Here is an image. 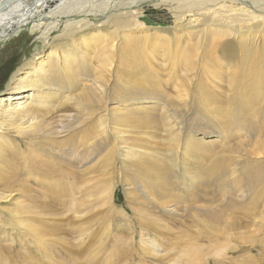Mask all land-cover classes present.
Masks as SVG:
<instances>
[{
    "label": "rangeland",
    "instance_id": "1",
    "mask_svg": "<svg viewBox=\"0 0 264 264\" xmlns=\"http://www.w3.org/2000/svg\"><path fill=\"white\" fill-rule=\"evenodd\" d=\"M42 13L39 29L0 40V92L31 58H71L42 89L59 106L42 109V131L58 140L42 149L70 161L42 163V180L58 181L65 205H43L32 179L26 199L17 185L0 189L12 198L0 207L42 208L33 223L41 238L47 229L44 245L1 240L0 264H89L78 233L100 244L93 230L105 218L103 242L118 240L120 255L98 254V264H264V0H54ZM65 95L78 109H60Z\"/></svg>",
    "mask_w": 264,
    "mask_h": 264
},
{
    "label": "bare ground",
    "instance_id": "2",
    "mask_svg": "<svg viewBox=\"0 0 264 264\" xmlns=\"http://www.w3.org/2000/svg\"><path fill=\"white\" fill-rule=\"evenodd\" d=\"M50 1H54V0H0V40L6 39L10 37L11 35H16L20 31V29L30 24H32L31 30L35 31L39 29L40 24L42 22V14H43L42 12L44 11L45 6ZM49 13H50V16L48 15ZM58 13L59 11L51 10L46 15L47 17H53V16H56ZM66 33H64L65 36L67 35ZM64 34L62 36H64ZM56 52L57 51L55 49H52L48 52L47 54L48 61L51 63L48 66L45 65V67L42 64V62H34L35 59L33 58L23 62L20 65V67L17 68L18 70L15 69L17 70L19 74L16 73L15 71L14 73L12 72L9 82L6 83L4 90L0 92V189L5 190V191L11 190L12 186L17 185L18 191L26 199L27 198V193L25 190L26 183L30 179H32L34 182L39 184L42 188V198L44 200L43 205H46L48 200H51L59 204L60 206L64 207L65 201L60 198V195H58L60 194V191H61L59 188L60 184L57 183L58 181L56 182L55 179H52L54 180L53 182H51V179H49L50 180L49 182H46V180H42V177L43 179H45L46 176L47 178L49 176L47 174L49 173V171L42 170V163H70V161L64 158H63L64 160H61L62 159L61 156L58 157L56 154L52 153L49 150L45 151L44 150L45 148L42 149L43 146L46 144L52 145V144L58 143V140L56 138H54L50 134H46V130L42 131V122H44L43 116H42V111H43L42 109L47 108L49 109V111H53L52 109L56 106L54 110L58 111L57 108L59 107L58 105H55V106L51 104L49 105V103L45 102V98L48 95L42 92V89H44L46 86H49L50 83L52 82L50 79H48V76L50 75V71L53 70V72L55 71V72H58L59 74L60 73L62 74L63 71L67 69L68 67L67 65L71 63V58L67 56V54H66V59H63V60L60 59L59 62L55 61V59H53V56L56 54ZM62 52H65V51H62ZM108 62H109L108 59L102 60V63L104 65L107 64ZM23 67H27L28 71L27 72L24 71V73H22L21 71L23 70ZM45 68H48V69H45ZM245 70L247 69H244V71L239 73L240 74L239 76H246L247 71ZM249 71L251 72V70H248V72ZM53 72L51 74H53ZM67 97L65 95V97H63L64 101L63 102L60 101L61 103H59L61 110H66L71 107L77 108L79 106L77 102H70L71 101L70 97L68 98ZM130 105H132V103L128 105L126 104L124 106L125 111L126 110L128 111L130 109ZM116 107L117 105L112 106V108H114V110H111L114 112V113L112 112L113 114L119 113L118 110H115ZM105 112L108 113L109 110L105 109ZM101 117L102 116H100L99 118L100 120L98 121H101L102 119ZM102 122L103 121H101V124L103 125ZM67 127H71V124L68 123ZM103 127L104 126H102V128ZM59 144H62V142ZM30 145L34 146L35 149H38L40 151L42 150L43 153L38 152L40 154H34L33 153L34 151L31 152L30 150ZM30 156L31 158H29ZM30 176H32L33 178H30ZM50 177H52V175ZM49 190L54 191L56 194H54V196L52 197L48 196L46 192H48ZM51 191L49 193L53 195ZM259 194H260L259 196H264V191H260ZM252 199H255V196L252 197ZM257 201L251 202L252 208L257 207ZM0 203L12 204V198L7 199L4 197V200H3V197L0 195ZM237 204H236L237 206H234V208L236 207L243 214L242 217H238L237 225L239 227V226H244L245 224H247V221H244V218L245 220H247V216H246L247 213H245V210H244L246 206V202H241ZM73 209L74 207H71V206L65 208V210L67 211H72ZM38 211H42V208L40 210H37L36 212L28 208V204L23 201H20L19 203H17L15 208L13 209L6 208V207H0V219L4 225L9 226V227L0 226L2 233H5L4 236L0 237V241L4 239L22 241V238L24 236L29 235V237L33 238V241L35 243L42 241V245H44L45 243L44 239H45V234H46L47 229L46 227L42 226V238H41L38 235L39 229H36V225L33 223V222L42 220V213H38ZM238 213L239 212H237V214ZM76 215L77 217L81 216V215L79 216V214H76ZM238 215H241V214H238ZM84 219L86 222H88L90 217L89 216L83 217V220H82L83 223H85ZM105 219H103L102 221H98L97 219L96 227L93 230V233H95L96 235H99L98 241L100 244H97V245L92 244V243L88 244L87 241L92 240L91 235L78 233L81 239L83 237V239L85 240L82 239L79 245L76 244V248H75L76 251L75 250L74 251L77 252V254H80V253L86 252V250H89L90 248V250L93 253H90L91 251H89L88 255L89 256L91 255L90 260L89 261L87 260L89 264H98V262H101L100 260L97 261V258H96L97 255L101 253H104L102 254V256L109 254V255H115L119 257L120 255L117 249L118 246L115 245V242H117L118 240L114 242L115 247L113 246L112 249H109L107 247L106 241L103 242V240L106 237H108V235H106L108 231L107 232L106 230L101 231L102 228L104 229V227H106L104 225ZM244 222L246 223L242 225ZM245 228H246V225H245ZM58 229L60 228L58 227ZM100 232H103V233H100ZM101 234H103L105 238ZM60 241L62 243L64 242L63 240H60ZM248 242L245 241V243H248ZM241 243H243V240ZM83 244H86L87 246ZM50 245H52V248L49 247L48 251L45 249L44 250L42 249L43 259L50 258L48 253L52 254L53 251H55V248L57 247L58 243L55 242L54 244H50ZM240 246L241 245L237 246L236 248L238 247L240 248ZM252 247L254 248V246ZM2 249L4 252L8 254L9 256L8 258H10L11 247H4ZM51 250H53L52 253H51ZM4 252H3V256H4ZM84 258L87 259V256H84ZM104 258L106 259L107 257H104ZM76 259H78V257H76ZM105 259H103L102 261H105ZM248 260H251V259L249 258ZM87 261L85 260V262ZM75 263H78V260ZM3 264H9V260L6 257L4 258Z\"/></svg>",
    "mask_w": 264,
    "mask_h": 264
}]
</instances>
